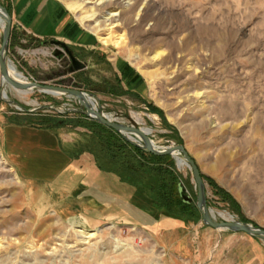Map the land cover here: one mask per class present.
Returning a JSON list of instances; mask_svg holds the SVG:
<instances>
[{
	"label": "rangeland",
	"instance_id": "1",
	"mask_svg": "<svg viewBox=\"0 0 264 264\" xmlns=\"http://www.w3.org/2000/svg\"><path fill=\"white\" fill-rule=\"evenodd\" d=\"M62 1L95 39L92 49L64 44L84 67L74 69L64 46L30 37L15 21L6 52L9 66L28 81L83 91L96 111L146 128L157 146L184 145L201 174L236 202L222 200L202 178L212 216L264 228V0ZM0 5L11 15L5 0ZM96 21L102 24L94 26ZM107 23L122 44L102 42ZM1 34L2 28L0 43ZM119 60L145 80L140 92L122 84ZM81 110L74 96L36 89L19 96L10 84L0 83V128L14 120L44 126L39 117L49 115L56 123L51 128L79 167L73 177L81 175L79 181L70 176L26 181L0 149V264H169L176 254L200 253L199 230L215 229L201 221L200 212L173 215L152 206L149 187L158 185L155 173L141 171L121 181L100 171L81 179L95 168L86 151L93 147L92 129L79 121ZM171 157L183 199L196 207L191 172ZM89 182L101 198L78 191ZM160 210L155 216L146 213ZM84 231L94 235L80 243ZM219 231L236 233L237 240L246 237L244 248L235 249L242 252L243 264H264V241Z\"/></svg>",
	"mask_w": 264,
	"mask_h": 264
},
{
	"label": "crops",
	"instance_id": "2",
	"mask_svg": "<svg viewBox=\"0 0 264 264\" xmlns=\"http://www.w3.org/2000/svg\"><path fill=\"white\" fill-rule=\"evenodd\" d=\"M5 1L10 8L12 21L24 27L31 34L30 37L56 39L86 49L95 47L91 33L62 0ZM116 66L125 88L135 92L144 88L145 80L129 62L119 60ZM0 149L16 173L26 181L50 183L64 176H70L72 181L80 180V176L73 177L78 170L75 169L74 157L64 149L57 131L52 128L23 121L7 122L0 128ZM73 188H76V184ZM199 233L201 241L198 248L201 252L192 249L185 255L176 254L169 264H175L174 260L179 264H191L196 260L206 264L244 263L242 252L238 253L235 249L239 246L244 248L246 237L240 236L237 240L236 233L216 229H200ZM246 245H250V241L247 240Z\"/></svg>",
	"mask_w": 264,
	"mask_h": 264
},
{
	"label": "trees",
	"instance_id": "3",
	"mask_svg": "<svg viewBox=\"0 0 264 264\" xmlns=\"http://www.w3.org/2000/svg\"><path fill=\"white\" fill-rule=\"evenodd\" d=\"M150 108L158 113H162V111L155 106H150ZM80 118L79 121L83 125L86 124L92 129L93 135L90 140L93 147H89L86 151L92 154L95 164V168L89 170L91 172L87 171L88 174L83 175V180L87 179L90 173H92V175H97L100 171L112 173L121 181H127L129 174H135L141 171L153 172L158 177V185L156 187H149V194L153 202L151 203L152 206L163 208L173 215L186 214L192 216L195 215V212L199 213L198 209L192 203L184 202L183 195H180L178 192V184L174 172L175 164L171 155H156L150 153L141 147L129 143L119 132L112 128L87 118L84 115L80 116ZM39 120L40 124L49 128L56 124L51 123L53 119L49 115L39 117ZM108 162H110V165H108ZM201 176L202 178H206L208 183L214 187L216 194L219 195L222 200H229L232 204L234 203V205H236V202L229 193L218 187L212 179L204 177L202 174ZM129 181L132 182V179ZM83 184L78 188L80 193L82 191L86 193L88 190L95 198H98L99 195V198L102 197L100 190H96L95 187L93 189V183L89 182L88 184ZM136 187H138L137 183ZM102 200L104 201L103 198ZM135 204V206L138 205L139 207L138 203ZM161 211L162 210L155 214L146 213L151 214L150 216H155L161 213ZM146 221L148 220L145 219L144 222Z\"/></svg>",
	"mask_w": 264,
	"mask_h": 264
},
{
	"label": "water",
	"instance_id": "4",
	"mask_svg": "<svg viewBox=\"0 0 264 264\" xmlns=\"http://www.w3.org/2000/svg\"><path fill=\"white\" fill-rule=\"evenodd\" d=\"M0 17L2 18L4 23L2 26L0 43V76L2 79H4L8 84L22 89L33 88L44 93H48V91H55L56 93L74 96L82 105L83 110H81V112L84 115H86L90 119L97 121L98 123H101L119 132L124 138L132 142L134 145H137L156 155H172L173 157H175L176 161V156H179L185 162L191 172L196 189L195 205L198 211L200 212L201 221L205 225L217 230H229L235 232L239 231L264 241V228L235 219H222L218 221L212 216L211 211L208 209L206 204L205 184L202 179L200 169L196 164L195 160L187 152L184 145L172 144L163 147L155 145L148 136L147 132L143 130V128L134 125H126L124 123L112 120L100 111L94 110L88 103V101L85 99L86 93L81 90L57 85L42 84L36 81L21 82L12 77L9 73V64L6 59V52L11 32L12 18L10 13L2 5H0ZM50 43H53L55 45H62L65 47V50L71 60L72 67L74 69H82L84 67L82 62L72 55L71 51L64 45V43L58 40H50ZM5 96L6 95H4L3 98H5ZM124 132H130L136 135L138 137L139 142L130 140L125 136ZM177 189L179 194L181 195L182 186L180 183H178ZM183 201L188 202V200L186 199H183Z\"/></svg>",
	"mask_w": 264,
	"mask_h": 264
},
{
	"label": "bare ground",
	"instance_id": "5",
	"mask_svg": "<svg viewBox=\"0 0 264 264\" xmlns=\"http://www.w3.org/2000/svg\"><path fill=\"white\" fill-rule=\"evenodd\" d=\"M109 16H113L115 15V13H110L108 14ZM107 20V18L105 19ZM101 22L100 21H96L94 23V26L95 25H99ZM3 20L2 18L0 17V28H2L3 26ZM102 24V23H101ZM104 25V24H103ZM113 27V25H110V23H107L105 24V29L107 30V35L104 36V37H101L102 39V42L103 43H108V42H113L116 46L117 45H120L122 44V38L121 36L119 35H115V36H112V33H111V28ZM9 73L12 77H14L16 80L18 81H21V82H28L27 78L20 72L16 69V67L14 65H10L9 66ZM26 80V81H25ZM5 80L0 78V83L2 85V87L5 85ZM11 87L15 90V92L19 95V96H25L27 95L30 90H33V88H28L29 90L27 89H21V88H18V87H14L11 85ZM37 90V89H36ZM49 94H53V95H56V94H59V93H56L55 91H48ZM61 94V93H60ZM6 95L7 97V93L5 91V89L2 88V96ZM89 95H86L85 94V99L88 101V103L91 105L92 107V104L90 102V99L88 97ZM93 108V107H92ZM94 109V108H93ZM95 110V109H94ZM104 115H107V114H104ZM109 118H111L109 115H107ZM112 119V118H111ZM146 130V128L144 129ZM124 134L132 141H139L138 140V137L130 132H124ZM177 157V163L180 165V166H183L185 164V162L179 157V156H176ZM186 165V164H185ZM187 166V165H186ZM226 214V213H225ZM221 216H224L225 218H227L223 213H220ZM229 219V218H228ZM83 237H82V241L80 243H85L87 239H89L91 236L94 235V232L93 231H84L83 232ZM84 240V241H83ZM80 241V240H79Z\"/></svg>",
	"mask_w": 264,
	"mask_h": 264
}]
</instances>
